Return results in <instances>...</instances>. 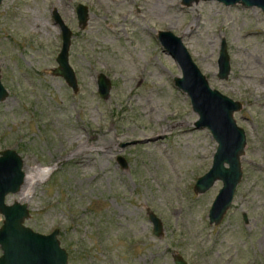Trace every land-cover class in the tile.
Returning <instances> with one entry per match:
<instances>
[{
    "label": "rangeland",
    "instance_id": "obj_1",
    "mask_svg": "<svg viewBox=\"0 0 264 264\" xmlns=\"http://www.w3.org/2000/svg\"><path fill=\"white\" fill-rule=\"evenodd\" d=\"M78 3L88 8L84 28ZM54 10L72 31L76 92L52 73L62 43ZM158 31L179 36L209 85L242 105L233 113L246 134L242 177L217 225L208 213L221 181L194 191L217 143L194 126L190 98L173 81L181 70ZM222 40L227 78L218 76ZM257 72L264 73V12L257 6L2 0L0 75L8 96L0 102V150L14 149L32 177L21 186L25 198L19 190L5 202L26 203L24 225L34 231L58 229L67 264H174L175 253L188 264H264V81L240 76ZM100 73L110 81L106 99ZM148 210L162 222L159 237Z\"/></svg>",
    "mask_w": 264,
    "mask_h": 264
},
{
    "label": "water",
    "instance_id": "obj_2",
    "mask_svg": "<svg viewBox=\"0 0 264 264\" xmlns=\"http://www.w3.org/2000/svg\"><path fill=\"white\" fill-rule=\"evenodd\" d=\"M199 1L201 0H181V4L189 6ZM216 1L225 5L239 3L247 7L257 6L264 12V0ZM52 15L59 27L62 40L60 51L56 56L57 66L52 69V73L61 76L76 92L78 89L76 75L68 61L72 31L56 10ZM76 15L79 27L84 28L88 21L86 5L78 3ZM157 38L181 70V76H175L173 81L176 87L190 98L192 109L198 116L194 126L207 128L217 143L211 167L197 178L194 185L195 193H202L216 180L221 181L222 186L208 213L209 223L217 225L230 208L236 187L242 177L241 157L246 145V134L236 123L233 115L242 105L209 85L206 76L198 68L179 36L170 31H158ZM217 62L218 76L227 78L230 64L224 40L220 45ZM97 87L101 97L106 99L109 95L110 81L103 73L98 75ZM7 96L8 92L1 82L0 75V102ZM122 165H126L123 160ZM23 166L22 157L14 149L0 150V214L3 216L0 226V264H67L68 254L57 238L58 229H54L49 234L34 231L24 225L25 219L30 214L27 204L18 201L12 204L5 202L8 193H15L21 189L26 174ZM148 216L152 223V233L157 237L161 236L163 233L161 220L150 210ZM244 219L246 220L245 216ZM173 262L188 264L179 253L173 255Z\"/></svg>",
    "mask_w": 264,
    "mask_h": 264
},
{
    "label": "bare ground",
    "instance_id": "obj_3",
    "mask_svg": "<svg viewBox=\"0 0 264 264\" xmlns=\"http://www.w3.org/2000/svg\"><path fill=\"white\" fill-rule=\"evenodd\" d=\"M240 76L242 78H246L247 80H249L251 82H263L264 81V73H262V72H257V73H253V74L246 73V74H241ZM90 138L93 139L94 138V134H91ZM79 146H80L79 148H82L83 147V144L81 143ZM40 171H42L45 175H49L51 173V171H52V167H49V166H40ZM31 178L28 176V173H26L25 174L24 185H26V183L29 180H31ZM19 195H20V199L25 198L24 189L20 190Z\"/></svg>",
    "mask_w": 264,
    "mask_h": 264
}]
</instances>
